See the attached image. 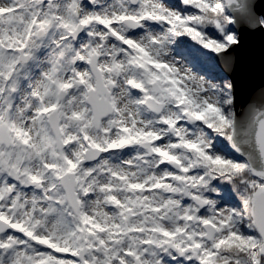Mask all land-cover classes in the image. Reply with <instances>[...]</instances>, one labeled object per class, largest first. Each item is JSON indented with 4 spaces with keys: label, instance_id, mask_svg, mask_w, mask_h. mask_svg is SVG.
<instances>
[{
    "label": "snow or ice",
    "instance_id": "snow-or-ice-1",
    "mask_svg": "<svg viewBox=\"0 0 264 264\" xmlns=\"http://www.w3.org/2000/svg\"><path fill=\"white\" fill-rule=\"evenodd\" d=\"M0 264H264V0H0Z\"/></svg>",
    "mask_w": 264,
    "mask_h": 264
}]
</instances>
